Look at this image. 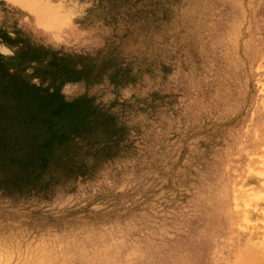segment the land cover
<instances>
[{"label": "rangeland", "instance_id": "374dc122", "mask_svg": "<svg viewBox=\"0 0 264 264\" xmlns=\"http://www.w3.org/2000/svg\"><path fill=\"white\" fill-rule=\"evenodd\" d=\"M2 1L10 36L121 62L61 92L125 131L87 169L0 190V264H264V0H26L64 15L51 27Z\"/></svg>", "mask_w": 264, "mask_h": 264}, {"label": "trees", "instance_id": "16d2710c", "mask_svg": "<svg viewBox=\"0 0 264 264\" xmlns=\"http://www.w3.org/2000/svg\"><path fill=\"white\" fill-rule=\"evenodd\" d=\"M5 2L0 0V6ZM4 37L14 54L0 52V190H33L55 165L87 169L114 154L125 127L94 98L67 99L69 81L110 79L118 83L121 62H96L83 54L66 55L23 37L13 26ZM116 78V79H115ZM37 79L39 82H35ZM91 160V163H90Z\"/></svg>", "mask_w": 264, "mask_h": 264}, {"label": "bare ground", "instance_id": "6f19581e", "mask_svg": "<svg viewBox=\"0 0 264 264\" xmlns=\"http://www.w3.org/2000/svg\"><path fill=\"white\" fill-rule=\"evenodd\" d=\"M15 1H18L22 5L29 6L34 11L38 12L40 14L38 15L39 18L44 19V21H46V25L49 27L59 26L60 24L64 23V21L66 20L64 15H62L58 10H56L53 7H46L26 0H15Z\"/></svg>", "mask_w": 264, "mask_h": 264}]
</instances>
